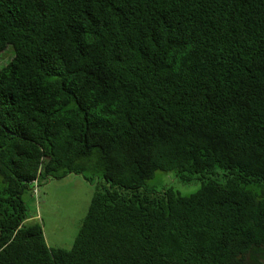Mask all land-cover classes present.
<instances>
[{"label":"trees","instance_id":"1","mask_svg":"<svg viewBox=\"0 0 264 264\" xmlns=\"http://www.w3.org/2000/svg\"><path fill=\"white\" fill-rule=\"evenodd\" d=\"M9 45L0 264H264V0H0ZM69 174L96 191L51 248L23 194Z\"/></svg>","mask_w":264,"mask_h":264},{"label":"rangeland","instance_id":"2","mask_svg":"<svg viewBox=\"0 0 264 264\" xmlns=\"http://www.w3.org/2000/svg\"><path fill=\"white\" fill-rule=\"evenodd\" d=\"M13 55V47L7 46L0 53V68L10 61ZM101 173L86 171L88 176H100ZM201 185L199 179L184 183L174 171L157 170L154 176L147 180L143 189L161 191L165 187H172L175 192L188 195L200 189ZM95 191L96 185L91 184L83 175L69 174L63 178L42 181L38 193L33 189L24 192L23 199L29 206V214L42 224L49 247L71 248Z\"/></svg>","mask_w":264,"mask_h":264},{"label":"built area","instance_id":"3","mask_svg":"<svg viewBox=\"0 0 264 264\" xmlns=\"http://www.w3.org/2000/svg\"><path fill=\"white\" fill-rule=\"evenodd\" d=\"M38 188H39V183H38V180L36 179L33 182V190H34L35 193H38Z\"/></svg>","mask_w":264,"mask_h":264},{"label":"crops","instance_id":"4","mask_svg":"<svg viewBox=\"0 0 264 264\" xmlns=\"http://www.w3.org/2000/svg\"><path fill=\"white\" fill-rule=\"evenodd\" d=\"M34 217L31 216V219H33ZM47 241V240H46ZM48 244V243H47Z\"/></svg>","mask_w":264,"mask_h":264}]
</instances>
